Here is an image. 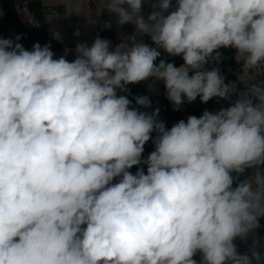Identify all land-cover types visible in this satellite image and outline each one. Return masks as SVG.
I'll use <instances>...</instances> for the list:
<instances>
[{
  "label": "clouds",
  "instance_id": "1",
  "mask_svg": "<svg viewBox=\"0 0 264 264\" xmlns=\"http://www.w3.org/2000/svg\"><path fill=\"white\" fill-rule=\"evenodd\" d=\"M98 2L155 47L97 37L69 61L0 38V264H261L264 0H148L147 19L144 0ZM161 49L183 63H157ZM155 81L174 110L229 106L167 128L149 96L126 95Z\"/></svg>",
  "mask_w": 264,
  "mask_h": 264
},
{
  "label": "built area",
  "instance_id": "2",
  "mask_svg": "<svg viewBox=\"0 0 264 264\" xmlns=\"http://www.w3.org/2000/svg\"><path fill=\"white\" fill-rule=\"evenodd\" d=\"M17 3L16 12L18 15H29L31 3L34 0H12ZM64 1V10H61L58 6L53 4H47L45 7L46 17L48 21L56 23L63 28L64 31V50L61 56H66V59L72 61L76 57L75 47L78 43H85L88 46H91L95 38L100 37L107 39L112 47L120 43H131V37L135 35L137 42H143L149 46L155 47L152 44L151 40L147 36L140 35L135 32L134 26L130 24L119 25L118 17L114 13H110L106 10L105 16L92 23L90 26H86L85 37H81L83 28L89 22L88 16L84 11H94L97 9L105 8L98 0H63ZM153 11L151 3L148 0L143 2L142 15L145 19ZM7 10L4 5V0H0V38L4 39H14L13 36L7 33L8 26ZM107 25H110L108 27ZM29 27L35 26L39 27L40 22L36 20H31L28 25ZM77 32L79 35H77ZM68 49L70 51L65 52ZM28 50V49H27ZM161 56L158 58L157 63L160 59H164L167 62L174 63L176 66H180L183 63L182 57L180 56H170L167 53L163 52L161 49ZM60 56V57H61ZM236 62V61H235ZM237 66V63H236ZM229 68H234L229 65ZM261 78V77H258ZM147 83V82H146ZM145 83L144 94L149 96L150 99L160 98L165 93V88L163 82L155 81L152 84V89H149ZM221 108H215L212 112H216ZM244 241L237 239L234 243L237 246V250L240 254H244ZM197 259V264H199L200 256L197 254L195 257Z\"/></svg>",
  "mask_w": 264,
  "mask_h": 264
},
{
  "label": "crops",
  "instance_id": "3",
  "mask_svg": "<svg viewBox=\"0 0 264 264\" xmlns=\"http://www.w3.org/2000/svg\"><path fill=\"white\" fill-rule=\"evenodd\" d=\"M47 4H53L58 6L61 10H64V1L63 0H34L31 3L30 14L29 15H18L16 12V17L9 20L7 26V33L11 36L15 37L20 36L21 39L18 41L23 45L25 49L31 50L35 43H40L41 46L45 44H49L51 46V50L54 52V58H59L64 50V40L65 37L63 28L53 22L48 21L46 17L45 7ZM14 9H17V3L12 2ZM106 9L101 8L94 11H84V13L88 16L89 22L83 28V32L81 37H85V29L86 26H90L92 23L99 21L105 16ZM36 20L40 22L39 27L31 26L29 27V23L31 20ZM59 32L60 39H54L53 33ZM213 65H209L212 67ZM220 72L225 76L226 83H234L237 87H243L240 85L239 81H237L238 77L241 75L238 65L234 68H229V66H223L221 63L219 64ZM235 98V97H233ZM217 102L216 108H224L229 106V101L221 100L219 98H213ZM143 110V109H142ZM151 112V108L146 109ZM171 119L173 121L172 124H167L166 127L170 128L173 124L180 120H186L187 118L178 119L174 112L171 113ZM146 170V169H145ZM137 171V167H135L131 172L134 174Z\"/></svg>",
  "mask_w": 264,
  "mask_h": 264
},
{
  "label": "trees",
  "instance_id": "4",
  "mask_svg": "<svg viewBox=\"0 0 264 264\" xmlns=\"http://www.w3.org/2000/svg\"><path fill=\"white\" fill-rule=\"evenodd\" d=\"M12 0H4V5L7 10V18L8 20H11L16 17V11L14 9V6L12 5ZM222 53V61L221 64L223 66H236V62L234 60V55L235 52L232 49H221L220 50ZM144 87L145 83L142 82L140 84L136 85H128L129 91L126 93L128 98L132 101L133 105H135V101L133 97L136 95H143L144 94ZM151 100V112L154 111L155 109L159 108V115L158 119L162 120L165 125L167 124H172L173 121L171 119V113L174 112L177 116L178 119L182 118H187L190 115H195L199 117L202 115V113L205 110H208L212 112L216 107H217V102L212 99L210 100L207 104H203L200 102V99L197 98L196 101L192 103H188L185 101L183 105L180 106L179 110H174L172 103L167 99L166 94L160 98L156 99H150ZM153 138H155V133H153ZM154 150V144L150 140L148 143L145 145V150L143 153V159H146L147 156ZM136 166H134L130 171H132ZM260 227L256 230L254 233V236L259 238L261 243L264 244V217H262L259 221ZM252 244V237H249L247 240L244 241V254L249 253V249ZM260 251L262 254H264V247L260 248ZM261 264H264V260L261 261Z\"/></svg>",
  "mask_w": 264,
  "mask_h": 264
},
{
  "label": "rangeland",
  "instance_id": "5",
  "mask_svg": "<svg viewBox=\"0 0 264 264\" xmlns=\"http://www.w3.org/2000/svg\"><path fill=\"white\" fill-rule=\"evenodd\" d=\"M142 110V109H141ZM144 110V109H143Z\"/></svg>",
  "mask_w": 264,
  "mask_h": 264
}]
</instances>
